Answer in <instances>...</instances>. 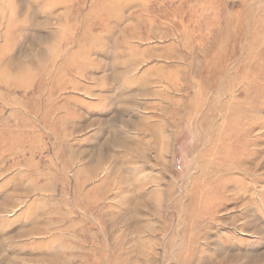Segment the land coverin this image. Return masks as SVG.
<instances>
[{"label":"rangeland","instance_id":"374dc122","mask_svg":"<svg viewBox=\"0 0 264 264\" xmlns=\"http://www.w3.org/2000/svg\"><path fill=\"white\" fill-rule=\"evenodd\" d=\"M0 264H264V0H0Z\"/></svg>","mask_w":264,"mask_h":264}]
</instances>
